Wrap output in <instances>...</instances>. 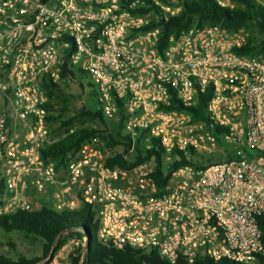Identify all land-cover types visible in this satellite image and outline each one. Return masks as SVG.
Here are the masks:
<instances>
[{
    "label": "built area",
    "instance_id": "built-area-1",
    "mask_svg": "<svg viewBox=\"0 0 264 264\" xmlns=\"http://www.w3.org/2000/svg\"><path fill=\"white\" fill-rule=\"evenodd\" d=\"M182 1L0 0L1 215L55 198L58 209L91 206L99 242L116 250L156 252L172 264H260L264 56L240 53L247 36L219 25L164 41ZM250 1L264 9V0ZM89 79L105 118L122 122L121 143L94 139L58 170L43 154L58 140L48 86ZM206 95L197 118L190 109ZM118 155L133 165H110Z\"/></svg>",
    "mask_w": 264,
    "mask_h": 264
},
{
    "label": "trees",
    "instance_id": "trees-1",
    "mask_svg": "<svg viewBox=\"0 0 264 264\" xmlns=\"http://www.w3.org/2000/svg\"><path fill=\"white\" fill-rule=\"evenodd\" d=\"M238 1L240 5L234 10H230L221 8L212 0H183L181 14L165 24L163 40H167L171 34L178 36L194 26L203 28L219 25L229 32H236L244 28L249 32L248 43L239 52L249 56H264V9L250 0ZM209 3H212L213 6H210ZM61 93V86L56 84L48 86L50 97L47 104L48 122L53 136H56L58 130L53 129L52 124L58 122H61L59 130L65 128L66 133L55 143L48 145L43 151L45 157L51 159L58 170L65 169L69 154L80 151L87 142L100 139L106 142L109 147H116L121 143L122 122L113 123V126L106 130L94 128L93 126L75 127V122L78 119L107 127L108 120L100 109L85 107L78 117L68 118L66 121L63 120L62 114H55L59 101L68 103V100L63 98ZM208 98L207 95L203 96L199 107L190 109L197 118L200 117L199 113L205 110ZM63 112H66V110H63ZM137 151L139 152V150ZM148 154L150 156L152 152L149 151ZM229 158H232V156L230 155ZM142 161V156H139L137 162ZM109 163L110 165L119 164L124 168L133 165V163L126 161L122 155H118ZM181 165L182 163H179L176 167ZM158 181L160 182V180ZM6 193V183L0 166V207L4 204ZM98 231L97 212L89 205H84L74 215L59 212L48 205L35 212L22 211L10 215L0 214V232L7 234L18 232L43 242V255L41 257L33 259L20 257L17 261L1 252L3 245L0 243V264H41L46 259H52L58 251L70 242H74L75 246L70 254L69 264H172L156 252L148 255L132 248L116 250L102 245L98 239ZM176 264L189 263L180 260ZM195 264L240 263L227 260L215 262L211 259H199ZM260 264H264V254L261 255Z\"/></svg>",
    "mask_w": 264,
    "mask_h": 264
},
{
    "label": "rangeland",
    "instance_id": "rangeland-1",
    "mask_svg": "<svg viewBox=\"0 0 264 264\" xmlns=\"http://www.w3.org/2000/svg\"><path fill=\"white\" fill-rule=\"evenodd\" d=\"M210 6H213L212 3H209ZM243 32L247 38L249 37V32L247 29L238 30ZM237 32V31H236ZM85 83L84 86H79L77 84L73 85H65L61 87L63 98L68 100V103L64 101H59L57 103V112L55 114H62L63 120H68V118L78 117L82 110L87 107L91 109H99V102L97 97H95V89L88 85L92 80H83ZM93 83V82H92ZM66 110V112H63ZM112 121L108 120L107 127L98 125L95 123H91L87 120L78 119L75 122V127H87L93 126L94 128H99L101 130H106L107 128H111L113 126ZM53 129L58 130V133L55 138L59 139L61 136L65 135V128L61 129V122L52 124ZM156 151L160 153V155L164 156V152L159 144L156 146ZM218 156L216 159H219ZM46 195V194H45ZM51 208L58 210L60 212H64L68 215L77 214L78 211L81 210L82 207H78L76 210H69L66 208L58 209V202L53 198L50 202ZM0 243L3 245L1 247V252L6 254L9 258L17 261L20 257H25L27 259H33L35 257H41L43 255V242L40 240H36L33 237H28L25 234L14 232L11 234H7L5 232H0ZM14 245V246H12ZM75 243L70 242L60 251H58L55 256L48 261V259L44 260L45 264L56 261V264H69L70 263V254L74 249Z\"/></svg>",
    "mask_w": 264,
    "mask_h": 264
}]
</instances>
